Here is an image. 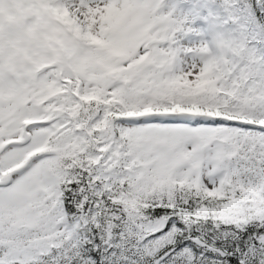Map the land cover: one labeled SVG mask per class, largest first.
Returning <instances> with one entry per match:
<instances>
[{"label": "snow or ice", "instance_id": "obj_1", "mask_svg": "<svg viewBox=\"0 0 264 264\" xmlns=\"http://www.w3.org/2000/svg\"><path fill=\"white\" fill-rule=\"evenodd\" d=\"M0 264H264V0H0Z\"/></svg>", "mask_w": 264, "mask_h": 264}]
</instances>
